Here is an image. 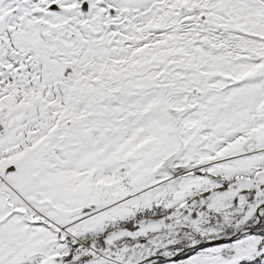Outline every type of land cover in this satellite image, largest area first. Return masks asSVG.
I'll return each mask as SVG.
<instances>
[{"label": "snow or ice", "instance_id": "6c2138e0", "mask_svg": "<svg viewBox=\"0 0 264 264\" xmlns=\"http://www.w3.org/2000/svg\"><path fill=\"white\" fill-rule=\"evenodd\" d=\"M0 264H264V0H0Z\"/></svg>", "mask_w": 264, "mask_h": 264}]
</instances>
